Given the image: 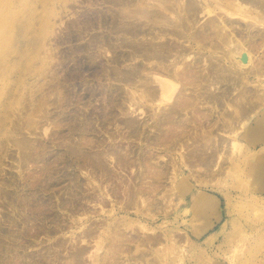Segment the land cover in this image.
I'll return each mask as SVG.
<instances>
[{"label": "bare ground", "instance_id": "6f19581e", "mask_svg": "<svg viewBox=\"0 0 264 264\" xmlns=\"http://www.w3.org/2000/svg\"><path fill=\"white\" fill-rule=\"evenodd\" d=\"M108 1L111 2V5H118V7L114 11L112 9L116 6L112 5L111 12H114L111 16L100 15L97 18L99 25L109 28V33L96 35L97 38H95L94 44H97L98 48L101 47L102 53L106 55V59H104L106 62H102L105 66L102 65V69L98 68V72L102 71L99 74L106 77L105 79L113 78L124 82L127 90L121 96H118L120 94L116 95L119 97L116 98L115 95V97L112 95V86L106 85L107 88L105 90H108V96L112 99L111 103H107H115V105L108 106L109 108L112 107L109 109V112H102L104 118L101 121L103 126L109 122L111 123V121H118L115 124V130L122 124L126 128V134L124 135L126 138H124L127 139L128 137L131 140L137 141L134 144H131L132 141L130 143L127 142L128 144L125 146L116 144V139L113 140L116 137L114 134H117L115 131H106V139L108 141L105 139L100 140L101 138L94 140L92 138L94 129L91 125V117L84 112L83 115L79 113L82 115L81 117L73 114L74 116L71 117L74 123L70 124L71 128L68 127L70 129L68 130L69 132L61 131L66 134L60 135L59 138L61 139L54 143L56 146L60 147L61 145L64 148L63 153L59 154V156L57 154L55 155L57 157H54L55 159L49 160L66 163L68 159L70 165L72 164L75 166L74 168L78 169L83 167V165H90L89 169L91 170L89 172L80 169L85 174V180L80 179L76 175H71L68 171L67 173L64 172L65 176L71 177V187H68L66 191H62L66 196L63 194V196L57 197L56 203L53 202L55 204L52 203L51 196H47V199H45L46 197L44 198L42 195H36L32 187L34 180H24L21 185L16 181H12L11 184H14L15 189L3 191L4 193L2 194L5 198L3 200L6 201L3 202L12 206L14 216L13 214L5 213V219L9 222V225H16L19 220L22 224H27L34 215L27 213L31 208L40 210L39 214H42V219L50 216L54 219L56 217L52 213L54 206H62L67 209L70 206L69 209L73 210L72 208H74L75 210V207L81 201L85 202V204L88 203L89 206L92 203L93 206H98L99 215H111V213L113 215L114 210L117 208L132 207L139 218H142H136L137 225L141 229L139 230L141 234L136 230L131 235L119 232L120 218L124 217L110 216V221H105L106 224L102 230H100L102 226L96 223V228L94 225L95 230L94 228H85L86 230L82 231L81 236L79 235L80 238H77L85 243L86 239L95 237V241L100 243L102 242L103 230H109L108 227H114L115 231H107L111 235V238L105 254L107 253L110 259L124 255V259L127 260L124 264H129L128 262L132 258L133 261H141L143 264H163L164 257L169 260L174 259L176 263L182 260L187 262V259H184L189 254L186 242L188 243L191 239L198 238L206 228L214 223L216 219H219L216 210L218 196L205 190L206 188L214 189L215 191L221 190L207 179L205 180L209 182L205 180L204 182L199 181L198 176L192 173L191 166L200 165L207 172V175H210L213 179L216 177V174L222 175L221 173H224L226 165L230 164L228 162L224 165L225 162L232 159L230 157L233 150H237L243 144L239 138H246L250 147L253 148H251L249 153L242 151L244 158L248 160V165L245 169L248 174H256V182L261 181L262 183H258L256 187L254 186V189L258 188L256 190L257 194H264V164L262 161H259L262 160L261 156L263 158L264 155V87H262L264 86V0ZM101 14L104 13L101 12ZM202 17L205 18L203 21H200ZM93 42H90L92 46L94 45ZM137 58L140 60L136 61ZM128 62L131 64L122 69V64ZM55 76L56 74L53 77L55 78ZM48 80L50 82V79ZM51 81L53 80L51 79ZM60 83L56 81L51 85L52 89L56 91L59 88L61 89L62 85ZM248 85L251 87H248ZM49 87L47 90L50 89ZM62 91H64L65 95L55 97L56 99L51 104L55 106L62 105L67 95L64 88ZM62 91L60 90V93ZM173 93L176 94L174 97L172 96ZM171 96L174 100H170L171 103L166 102ZM142 102L147 103L148 108L152 110L150 111L152 114L149 115L150 121H139L133 115L127 113L129 111L133 113H137V111L139 113L144 112ZM42 104L43 102L39 101V107H37L39 111L42 108ZM123 106L127 109L123 110ZM106 108L107 106L104 109ZM114 108L122 110L120 112L122 115L116 116L115 113L112 115V110H115ZM213 111L216 113L213 114ZM107 114L108 116L105 117ZM28 116L29 118L31 117L30 115ZM61 116L57 114L56 121L59 123L63 121L64 124L67 117L62 116L63 118H61ZM30 122H27L28 125H30ZM52 123L56 122L53 121ZM20 125L22 127V124ZM28 125L24 126L27 127ZM54 125H57V123ZM18 129L19 127L16 130ZM31 129L29 130L30 132ZM61 132L60 134H62ZM73 135H77L75 136L76 139ZM228 136H231V138L226 139ZM14 141L20 155L18 166H24L29 161L39 160L40 156L43 157V159L41 158L43 164L39 166L37 172L38 176H42L39 188L42 190L50 188L53 183H51V180H48L51 173L56 169L52 165L54 162L51 164L46 159L47 157L43 156L46 145L41 143L35 146L36 143L34 144L25 138H19V140ZM258 143H261V145L257 147ZM94 146L95 148H93ZM228 147L229 150H233H230L232 152H228L227 155L225 154V150ZM230 154L231 156H229ZM158 158L165 162L161 164ZM166 165L170 167H166ZM54 166L56 165L54 164ZM126 168L129 169L130 173L124 178V175L122 176L120 173L123 170H127ZM185 169L188 171H185ZM167 170L172 173L168 183L166 182ZM217 178L219 179V177ZM103 179H108L111 183L102 184ZM192 179L194 180L191 181ZM108 183L110 184V188L108 187ZM85 186L89 189L91 188L92 193L88 191V193L81 192L82 189L80 190V188H84ZM191 186L194 188L193 198L189 206H184L181 212L186 214L185 218L183 216V220H188L189 218L193 220L195 216H203L202 224L200 226L190 225L188 229L190 233L186 232L183 234V237L181 235L175 236L174 232H164L161 235L153 234L151 236L145 234L148 231V227L142 221L144 217L145 220L148 217L153 218L155 216L154 212H152L153 210L159 211L158 214L161 212L160 210L165 213L166 211H170L173 195H178ZM221 191L224 192L223 190ZM178 199L179 201H184L181 196ZM107 202L110 205L108 209L105 208ZM79 205L82 204L79 203ZM80 208L82 209L81 213L85 216L81 213L82 216L75 215L73 212L69 213L71 224H66V227L71 228L69 242L73 240V234L75 233L73 227L78 228V226L87 222L90 216L87 213L88 209L86 210L83 205ZM69 209L68 211H70ZM212 209L213 217L207 213V210ZM55 222L57 223L56 227L63 228L59 221ZM37 229H41L46 235L52 231L46 224L45 226H39ZM37 229L35 225L29 226L26 229L24 228L23 232L17 237L16 233L0 228L1 237L4 235L11 240V244L9 245L6 243L2 245V242L0 244V264H63L61 261L65 257H62L63 255L61 256L57 251L65 247L64 243L66 241L55 242V246L57 247L55 248L57 249L55 253L51 254L55 251L53 249L51 253L48 251L47 254L54 255V259L52 258L54 262H50V257L48 256L49 258H47L44 254L40 257L37 256L38 259L33 258L35 256L31 254H27L26 257L23 255L18 256L21 253H18L19 249L31 243L26 240V237L24 239V236L27 235L29 238L35 237L33 233L36 231L33 230ZM192 235H195V238ZM180 238L183 239L180 240ZM163 241L167 245L169 244V254L177 253L174 258L168 254L164 255L165 243L162 244ZM86 243L88 242L86 241ZM69 245L71 246V244ZM76 245L71 246V251L68 250L69 253L67 254L70 258L67 259L66 264H80L82 259L83 261L85 260L84 255L91 251V248L89 249L85 245ZM192 245L197 247L194 243ZM132 250L136 252V255L131 258L129 253ZM147 250L150 252L152 250V255H149L150 257H146L149 253H147ZM198 256L203 257L207 262L210 260L204 249L198 251ZM92 260L95 259L92 258ZM109 264L120 263L116 259L110 261Z\"/></svg>", "mask_w": 264, "mask_h": 264}, {"label": "rangeland", "instance_id": "374dc122", "mask_svg": "<svg viewBox=\"0 0 264 264\" xmlns=\"http://www.w3.org/2000/svg\"><path fill=\"white\" fill-rule=\"evenodd\" d=\"M110 3L111 2H109L108 0H0V183H1L0 228L4 229L5 231L7 229V231H12L16 233L17 237L23 232L24 228L26 229L32 225H35L37 229L39 226L40 227L42 225L45 226L46 224V226L47 227L49 226L52 230L51 233L48 235L43 233L41 229L33 230L36 232L33 233L35 237L32 238H29V236L27 237V235H25L24 239L26 237V240H28L31 243L28 246L22 247L23 251L20 248L18 253L20 252L21 253L18 254V256L23 255L26 257L27 254H31L32 256H35L33 258L38 259V257L44 254L46 255L47 258L50 257L49 258V261L51 260L50 262H54L53 261L54 255L51 254L57 251V249H55L57 248L55 246L56 245L55 242L66 241V243H64L65 247L60 248V250L58 249L57 251L58 253H60L61 256L63 255L62 257H65L63 258V261H61L63 264H66L65 262L67 261L68 258H70L68 257L67 253L71 251L70 249L71 246H74L76 244L78 245L82 244L88 247L89 249L91 248L90 253L84 255L85 262L82 259L81 260L82 263L80 262V264H84V263L109 264L110 261L116 259L119 261L120 264H124V262L127 261L126 259H124L125 257L124 255H121V257L117 256L118 258L115 257L110 259L109 255L107 253L105 254V250L108 249L109 240L111 238V235H109V232L107 231L110 230L115 231L113 229L114 227L112 228L108 227L109 230L107 229L103 230L102 242L100 243H97L95 241L96 239L95 237H92L93 239L92 238L86 239L85 243L80 241L79 238L81 236L82 231H85L87 228H94V225L96 228L97 224L98 225L100 224L102 226L100 227V230H102L103 226H105L106 224L105 221H110L111 219L110 216L113 217L119 216V217H124V218H120L121 224H119L118 226L119 232L127 233V235H131L134 233L133 231L136 230L138 233L141 234V232L139 231L141 229L138 227L137 225L138 223L136 221L137 219H142V218H139V216L134 212V209L132 207L120 208V209L117 208L114 210V213L115 212L116 213L115 214L113 213V215L112 213L111 215L109 214L99 215L98 206L95 205L93 206V203L91 206H89L88 203L85 204V202L82 201L79 203H81L86 208V210L88 209L87 213L90 216L87 222H84V224L78 226V228L73 227L75 229V233L73 234V238H72L74 241L72 240L71 242H69L70 241L69 232L71 228L66 226L69 223L71 224V220L69 218L70 212L71 213L73 212L75 215L78 216L83 215L81 213L82 209L80 208L82 207V205H79V203L77 207H75V210L74 208H72L73 210L69 209L70 208L69 206L68 209L70 211H68L67 208L62 206L59 207L54 206L52 209V213L56 215L54 219H52V216L50 215H49L50 217L42 219V214H39L40 210L31 208V210H28L27 213L30 215L33 214L34 215L32 217L33 219L29 217L31 219L27 223L29 225L28 227L26 223L22 224L20 220L17 222L16 225H11V224L9 225V222L6 221L5 219V213H8L10 215L13 214L14 216V213H12L13 212L12 206L3 202L5 201L3 200L5 198L4 195L2 194L7 190L11 191L12 189H15L14 184H11L12 181H16L18 184L20 183L19 185H21V183H23L24 180L25 181L34 180L32 182L33 183L32 187L36 195H40V196L42 195L44 198L46 197L45 199H47V196H51L52 203L53 202L56 203L57 197L63 196L64 193L62 191L64 190L66 191L68 187H71L70 185L72 183L71 177H69L68 175L65 176V173H67V171L68 173L70 172L71 175L72 174L76 175L80 179L85 180V176H84L85 174L82 173L80 169L89 172L91 170L89 169L90 165H83V167H80V169H78V168H74L75 167L74 165L72 164L70 165V163L68 162L69 160L67 158L66 159L68 163L67 162L62 163V161H60L59 159L58 161H60V163L57 161H56L57 163L55 161H50L57 157V156L55 157V155L58 154L59 156V154L63 153L64 148L61 145L60 147L56 146V144L54 143H56L57 140L59 141L61 139L59 138L60 135L63 136V134L65 135L67 132H69L68 130H70L69 128H71L70 124L74 123V121H72V117L75 114L81 117L84 112L91 117V121H92L91 125L94 129V135H95V136L92 135V138H94V140L97 138L98 139L101 138L100 140L105 139L106 141H108L106 139L107 132L115 131V133L117 134H114V136L116 137H114L113 140L116 139V144L119 145L122 144L125 146L128 144L127 142L130 143L132 141L131 144H134L137 141L133 139L131 140L128 137L127 139H125L126 137L124 135L126 134L125 131L126 128H124L122 124L121 125L118 124L120 125L118 129L116 128L118 131L115 130V124L118 123V121L117 122L111 121L112 124L110 122H109L110 124L105 123L106 125L104 126L101 121L104 118L102 112L103 113H105L106 111L109 112L110 111L109 109H111L112 107L109 108L108 106H113V104L115 105V103L110 104L111 103L110 101L112 99L108 96L109 94L107 93L108 90L107 89L105 90V88H107L106 85L112 86L111 89L113 91L112 90L111 91L113 96L114 95L116 96L118 94H120L118 96H121V94H123L124 91L127 90V86L125 85L124 82L120 80L117 81L113 78L105 79L106 77L101 76L102 74L101 75L99 74L102 71L100 70L101 72H98L99 71L98 68L102 69V67L105 66V64L103 65V63L104 61L106 62V60H104L106 59V55L102 53L101 47L98 48L97 44H94L95 38H97V36H99L100 34L104 35L109 33L108 31L109 28L107 26L99 25L97 23L98 22L97 18H99L100 15L101 16L112 15V13L117 9L118 5L116 6L112 4L113 6H116L113 8V6ZM111 9L114 11L111 12L112 11ZM101 12L104 14H101ZM204 18L205 17L200 18V21H203ZM90 42H93L94 45L92 46L91 45L92 43ZM89 43L92 47L89 45ZM91 54H93L95 57ZM138 60L140 59L137 58L136 61ZM128 64L130 65L131 63L129 62L124 63L122 64L121 68L125 69V67H128ZM98 65L101 66L99 67ZM52 73L53 75H51ZM54 73L56 74L55 78L53 77L55 75ZM57 77L60 79H58ZM48 79H50L51 83L49 82ZM51 79L53 81H51ZM54 81L55 82L59 81V83L61 82L60 85L62 86L61 89L59 88L58 91L53 90L51 87V85L55 83ZM48 87L50 89L47 90ZM248 87L251 86L248 85ZM63 88L66 90L67 95L65 96V98L63 97L65 101L62 102V105H60L61 107L51 104V102L57 97L65 95V93H63L64 91H62ZM60 90L62 91V93H60ZM175 95L176 94L173 93L172 96L174 97ZM172 96L166 102L171 103L170 100L171 101L174 100ZM116 98L119 97L116 96ZM39 101L43 102V104L41 105L42 111L41 110L39 111V109L37 108L39 107L38 106ZM107 102L110 103L108 104ZM145 102H142L143 105L142 107L144 108V112L139 113L137 111V113L136 112L133 113L129 111L127 113L133 115V117H135L139 121L142 122L143 121L145 122L147 120L150 121L149 115L152 114V112H150L152 110L148 108V106L146 105L147 103ZM106 106L108 109L107 108L104 109ZM126 109L127 108L123 106V110ZM112 112H113L112 115L114 113L116 116L122 115L120 113L122 112V110L120 111V109L112 110ZM213 112H214L213 114L216 113L215 111ZM55 113L60 114V116L63 114L62 115L63 117H67L64 121V124L63 121H61V123L56 121L57 114ZM79 113L80 114L82 113V115H80ZM28 115L31 116L30 117L31 119L29 118ZM62 116L61 118H63ZM107 116L108 114L105 117ZM53 121L56 122L57 125H54L56 123H52ZM27 122H30V125H28ZM20 124H22V127H20L21 126ZM26 124L28 125L27 127L24 126ZM16 127L17 128L19 127V129L16 130L17 129ZM30 129L31 132L29 131ZM61 131L66 133H63ZM60 132L62 134H60ZM19 138L28 139L30 140V142H33L34 144L36 143L37 145L35 144V146H38L41 143L46 145L45 153L43 154V156H45V158L47 157L46 159L49 162H51V164L54 162L52 165L56 169L51 173L50 179L48 180V181L51 180V183H53L50 188H47L48 190L47 189L42 190L41 188H39L40 187L39 183L42 176H38L37 172L39 166L43 164L42 156L39 155L40 158L38 157L40 161L39 160H35L37 162L29 161V163H27L26 165L22 163V165H24L21 166L22 168L18 166L20 163L19 162L20 155L14 140L17 141V139L19 140ZM229 138H231V136L226 137V139ZM239 140L243 144L241 143L242 144L241 147L237 148V150L234 149L235 150L234 151L233 149H230L233 150L232 152L229 150V147L226 148L225 150L226 151L225 154H227L228 152L230 153L232 152L233 157L231 156V154L229 155L231 156L230 158L232 159H229V161L225 162L224 165H226L228 162L230 164L226 165V169L224 173L223 172L221 173L222 175L216 174V177L213 179L210 175H207V172H205V170L202 167H200V165L195 167L191 166L192 173L195 174V176H198L199 181L201 180L204 182V180L207 179L212 183H214L216 186H218L219 187L218 189L224 191V192H222L221 190L215 191L214 189H209V188H206L205 190L207 192L210 191L209 193H213L216 196H218L217 197L218 200L216 202L217 204L216 210L219 215V219L216 220L213 219L215 220L214 223H212L208 228H206L198 238H195V235H192V237L195 239H191L188 243L186 242V247L187 250L189 249V254L184 259H187V262L185 260H182L181 262L176 263V260L174 259L169 260L164 257L163 264H173V263L174 264H196V263L197 264H264V201H263L264 194L263 193L257 194L258 192L256 190L258 188L254 189V186L256 187L258 183L261 184L262 182L261 181L256 182L257 180L256 174L253 175L248 174L247 170L245 169L246 166L248 165L247 163L248 160L244 158L242 151L249 153V151L253 147H250V145L246 141V138L240 137ZM258 145L260 146L261 143L260 144L258 143L257 147ZM248 146L250 149L247 148ZM93 148H95V146ZM165 156L169 157L168 155ZM63 157L65 158L64 155ZM261 159L262 160L259 161H262V163L264 164V155L263 158L261 156ZM158 161L161 164L165 162L159 158ZM54 164L56 166H54ZM166 167H170V166L166 165ZM36 169L37 171H35ZM126 169L127 170H123L120 173V175L122 176L124 175V178H126V176L129 175L130 173L129 169L128 168ZM168 170L170 169L168 168ZM168 170H167L168 174H166V176L168 177V178L166 177L167 183L170 179V176L172 175V173H170V171ZM185 171L188 170L185 169ZM217 177H219V179ZM25 178L28 179L26 180ZM210 178H212L213 180ZM103 180H102V184H105L110 181L108 179H103ZM193 180L194 179H192L191 181ZM207 180L205 181L209 182ZM109 186L110 184L108 185V187ZM82 187L80 188V190L82 189L81 192L92 193L91 188L89 189L87 186H85L84 188ZM193 189L194 188L191 186L186 191H183L182 193L180 192L178 195H173L170 205L171 209L168 208L170 209V211H166L165 213L164 211L160 210L161 212L158 214L159 211L153 210L152 212H154L155 215L153 218L148 217L145 220L144 217L142 221L146 223L148 227V231L146 233L145 232L143 233L147 234L148 236H151L153 234L161 235L164 232L167 233L174 232L175 236L181 235V237H183V234H185L186 232L190 233V231L188 230L190 225L194 224L195 226H200L203 222L202 221L203 216H195L193 220L192 218H189L188 220H183V216L185 218L186 214L181 213L184 206H189V204L191 203L193 198ZM64 196H66V194H64ZM177 196L178 197L181 196L184 199V201H179ZM184 203L187 205H185ZM105 206H106L105 208L107 209L110 207L108 202L106 203ZM207 213L211 214V216L213 217V209L207 210ZM55 221H59L60 224H62L63 228L60 229V227L59 228L56 227L57 223ZM5 223L6 225L7 224L8 225L6 226ZM2 236L3 237H1L0 235L1 238L0 244L2 243H3L2 245H4L5 243L7 245L11 244L10 242L11 240H9L10 238L4 235ZM182 239L183 238H180V240ZM86 241L88 243H86ZM68 243L71 244V246ZM190 243L191 246L189 247ZM192 243L196 244L195 246L197 247H194ZM162 244L165 245L164 255L168 254L173 258L177 255V253L169 254L168 249H170V247H168L169 244L167 245L165 241H163ZM52 249L55 251L52 252ZM201 249H204V251H206V253L208 254L209 257L208 256L207 257L210 258L208 262L205 261L203 257L198 256V251ZM48 251L52 253L47 254ZM151 252L147 250L148 256L146 257H150L152 255ZM129 254L132 258V256L135 257L136 252L132 250ZM92 258L95 260H92ZM119 258L121 259L119 260ZM199 260L201 261L197 262ZM55 263H57V261H55ZM128 263L143 264V262L141 261H137V262L136 260L133 261V258L130 259ZM42 264H48V263H42Z\"/></svg>", "mask_w": 264, "mask_h": 264}]
</instances>
